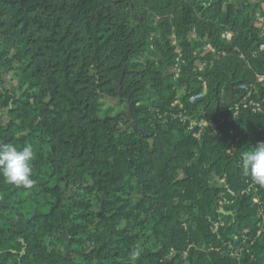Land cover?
<instances>
[{
  "label": "trees",
  "instance_id": "1",
  "mask_svg": "<svg viewBox=\"0 0 264 264\" xmlns=\"http://www.w3.org/2000/svg\"><path fill=\"white\" fill-rule=\"evenodd\" d=\"M263 5L0 0V143L35 152L32 188L0 176V264H264V186L240 195L254 182L239 165L264 142V114L201 139L171 117L217 121L264 74ZM198 60L208 92L193 101ZM15 63L18 86L4 92ZM103 100L122 110L102 115Z\"/></svg>",
  "mask_w": 264,
  "mask_h": 264
},
{
  "label": "built area",
  "instance_id": "2",
  "mask_svg": "<svg viewBox=\"0 0 264 264\" xmlns=\"http://www.w3.org/2000/svg\"><path fill=\"white\" fill-rule=\"evenodd\" d=\"M257 26L261 29L262 34L264 35V14H257ZM233 37L231 32L225 33L226 40L230 41ZM208 50L213 52V49L208 46ZM261 50L264 51V44L261 45ZM197 56V54H194ZM220 55H215V58H219ZM199 64L197 65V71L199 73V81L202 82V92L192 98L193 101L197 99L204 98L208 92L207 82L203 80L200 76L208 65L207 61L198 60ZM186 65V62L177 58L175 61L176 74L175 79H178L182 73L183 66ZM182 107V106H181ZM183 109V107H182ZM243 111H248L252 115H261L264 114V74H256L254 81L251 84H244L238 87V93L232 95L229 98V106L226 110V115L217 121H209L205 118L198 117L196 114H188L186 111H183L179 114H171V117L175 120H179L183 127L189 132L194 138L201 139L206 131L214 136H221V127L225 124H234L237 122L240 114ZM230 133H233L230 129ZM224 184V181H221ZM229 197H223L219 203V212L222 213L226 207L235 203L234 198L237 197V194L229 190ZM258 193V184L251 183L249 186L243 190L240 195H249L253 194L256 196ZM254 202L258 203V198H254ZM223 222L220 220L214 224L212 231L214 233L218 232V228L222 225Z\"/></svg>",
  "mask_w": 264,
  "mask_h": 264
},
{
  "label": "clouds",
  "instance_id": "3",
  "mask_svg": "<svg viewBox=\"0 0 264 264\" xmlns=\"http://www.w3.org/2000/svg\"><path fill=\"white\" fill-rule=\"evenodd\" d=\"M34 156L31 143L22 147L12 143H0V176L9 185L32 188L35 183L32 179ZM239 165L245 174H250L254 183L264 186V142L255 148L242 151ZM140 255V249L134 250L130 259L135 261Z\"/></svg>",
  "mask_w": 264,
  "mask_h": 264
},
{
  "label": "rangeland",
  "instance_id": "4",
  "mask_svg": "<svg viewBox=\"0 0 264 264\" xmlns=\"http://www.w3.org/2000/svg\"><path fill=\"white\" fill-rule=\"evenodd\" d=\"M262 0H252L253 3H258ZM263 11H264V5H263ZM258 14H262L261 12H258ZM14 54V53H13ZM199 64V61L196 63V66ZM19 64L18 63H15V70L12 71L9 76H8V82L6 85L2 86V89L4 92H13L14 89H16V87L18 86L17 84V75H18V68H19ZM172 74L174 75V82H177L178 79H175V74H176V67L174 65L173 69H172ZM178 97H180L182 95L181 92H178ZM103 103V107H102V112L101 114L102 115H106L107 113H111L112 115L115 114V113H118L119 111H121L122 109L114 106L112 103L106 101V100H103L102 101ZM179 104V101L177 99L176 103L174 105H177ZM165 116V115H164ZM3 123L4 124H7L9 122V115H8V111L7 110H4V113H3ZM74 190V188H67V192H68V196L69 195H73L71 194V192ZM240 252L239 251H234V255H239Z\"/></svg>",
  "mask_w": 264,
  "mask_h": 264
},
{
  "label": "water",
  "instance_id": "5",
  "mask_svg": "<svg viewBox=\"0 0 264 264\" xmlns=\"http://www.w3.org/2000/svg\"><path fill=\"white\" fill-rule=\"evenodd\" d=\"M130 118L132 119V116L130 115ZM132 125H135V121H132ZM141 133L142 136H144V133L142 131H139ZM223 214H228L230 215L231 213H227L225 210L222 211ZM67 249L69 251V246L67 245Z\"/></svg>",
  "mask_w": 264,
  "mask_h": 264
}]
</instances>
